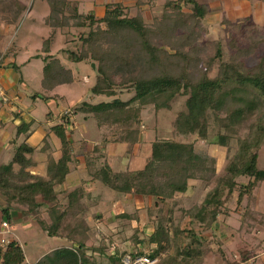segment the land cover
I'll list each match as a JSON object with an SVG mask.
<instances>
[{
  "label": "trees",
  "instance_id": "obj_1",
  "mask_svg": "<svg viewBox=\"0 0 264 264\" xmlns=\"http://www.w3.org/2000/svg\"><path fill=\"white\" fill-rule=\"evenodd\" d=\"M46 2L50 7L47 20L52 19L60 27L67 28L71 21L72 26L88 28L87 31L79 32L82 45L87 47L68 48L66 58L72 62H81L91 56L96 61L97 78L90 87L92 94L113 96L116 95L117 88L124 86L133 91V96L127 101L118 98L97 103L82 101L78 108L92 113L98 124L109 122L120 127L121 142L138 141L142 105L152 104L156 110L168 108L170 101L178 95L186 97L185 110L179 112L174 120L178 133L195 134L204 139L209 133L212 112L218 129L217 143L229 150L228 141L236 139L237 147L225 164L224 175L215 181L200 203L184 211L190 225L197 223L202 229L213 227L218 215L226 211V197L235 188L238 189L237 199L240 202L244 197H254V189L264 181V169L258 167L259 149L264 144V54L256 64L247 66L239 58L223 59L221 48L217 46L210 59L217 60L218 64L215 72L210 74L206 69L199 70L194 63L196 57L184 50V47L189 46L187 36L179 40V35H174L173 41L166 43L173 50L170 52L158 40L151 38L152 30L140 17L123 15L119 4H106L103 15L96 18L91 13H81L71 0ZM183 4L191 5L188 13L182 12ZM164 5L161 19L154 24V29L162 34L181 30L186 16L200 17L205 9L197 0H167ZM25 9L22 1L0 0V16L12 18L16 23ZM105 39L111 42L117 40L118 49L109 53L108 50L103 52L91 47L97 41ZM133 43L137 44L136 48ZM230 44L232 46L234 43ZM88 45L92 53L88 52ZM131 47L134 48L130 49ZM42 52L45 54L41 80L44 91L42 94L33 93L32 96H40L46 101L52 97L48 92L57 85L71 82L72 76L58 57L49 55L47 44ZM119 69L132 71L117 79L114 76ZM61 117L62 122H56L50 127L59 141V156L54 158L47 154L43 175L26 170L32 164L29 155L33 147L25 141L16 146L11 161L0 165L3 213L8 216L9 209L17 206L23 216L33 219L38 228L48 236L64 238L71 244L53 249L33 264L88 263L85 243L76 238L78 227L86 226V219L82 214L85 205L81 202L84 196L83 186L77 185L66 192L57 189L70 170L69 164L79 159L67 134L72 120L67 113ZM27 129L28 123L18 125L17 136ZM243 131L244 135H241ZM99 147V144H95L91 150H83L82 156L86 159L89 171L94 157L104 155ZM93 153L96 155H92ZM14 164L18 166L16 170ZM239 176L247 177L246 182L238 181ZM214 177L213 157L198 153L193 142L173 139L152 141L150 154L139 169L114 171L103 157L102 163L90 171L91 180H97L118 193L141 198L151 197L162 203L173 200L176 193L186 192L189 179L211 182ZM120 215L127 216L123 212ZM172 215L173 206L168 205L166 214L157 218L148 237L149 242L155 245L150 255L158 256L155 264H190L192 254H202L205 251L206 239L201 238L193 227L176 229L171 237L164 223ZM257 215L256 221L263 225L264 222L261 223L260 219L264 218V214ZM177 233L180 236L176 243ZM170 247L174 248L172 252L168 251ZM248 257V251L240 250L241 262ZM0 264H28L24 260L21 246L14 239L8 240L5 245L0 244ZM104 264L122 263L120 257L113 253ZM227 264H234V261L227 260Z\"/></svg>",
  "mask_w": 264,
  "mask_h": 264
},
{
  "label": "rangeland",
  "instance_id": "obj_2",
  "mask_svg": "<svg viewBox=\"0 0 264 264\" xmlns=\"http://www.w3.org/2000/svg\"><path fill=\"white\" fill-rule=\"evenodd\" d=\"M19 1L25 4L26 9L17 23L12 18L0 16V67H13L16 72L15 86L20 97L18 104L25 113L31 112L30 116L43 124L49 122L45 116H48L46 113L50 110L55 113L56 122L63 121L62 114H69L72 124L68 126L67 134L73 150L82 155L84 149L91 150L93 145L99 144L104 159L110 163L114 171L143 167L146 157L150 154L151 143L156 139L193 142L198 153L215 159V177L211 182L189 179V188L186 192L176 193L173 200L163 203L151 197L136 196L137 201L133 198L127 199L125 194L118 193L99 181L89 183L88 192L83 197L86 207L82 214L86 219V226H79L76 232V238L85 243L87 264L105 263L108 261L107 255L113 253L119 257L126 252L151 253L155 245L149 242V234L153 231L157 218L166 214L168 205L173 206V215L170 220L165 221L164 227L170 236L174 235L176 229L193 227L201 238L206 239L205 251L202 254H192L190 264H224L227 260L234 261V264H243L240 260L242 249H251V254L253 252L251 256L255 255L244 264H264V223L263 225L258 223L255 218L257 214L264 212V181L254 189L253 198L244 197L241 202L237 199L238 189L231 191L226 197V211L218 215L211 228L202 229L197 223L190 225L184 213L187 208L200 203L215 181L224 175L225 164L237 147L235 138L228 141L229 150L217 143L218 129L213 120V113L211 112L212 120L208 126L209 133L202 139L195 134H180L174 127L176 116L185 110V95L175 96L168 108L156 110L152 104H144L140 110L138 141L121 142L120 127L109 122L98 124L92 113L78 109L82 101L97 103L111 101L114 98L127 101L133 96V91L125 86L117 88L116 95L113 96L92 94L90 87L97 78L96 61L94 62L91 56H87L81 62H72L66 58L68 48L77 46L81 49L86 46L82 45V36H79V32L87 31L88 28L72 26L71 21L67 28L60 27L54 24L52 19L47 20L50 7L46 0ZM165 1L167 0H95V2L71 0L77 5L78 10L82 11L81 13L90 14L94 6L96 12L93 15L96 18L101 17L100 12L104 13L106 4H119L123 15L140 17L152 30L151 38L154 41L158 40L170 52L173 50L166 43L173 41L174 35H179V40L187 36L189 46L184 47V50L196 57L194 63L198 65L199 70L206 69L210 74L217 68L218 61L210 59L217 46L221 48L223 59L239 58L247 66L256 64L259 57L264 54V0H197L204 5L203 15L195 18L186 16L185 25L181 26V30L176 29L162 34L154 29V24L162 17ZM182 9V12L188 13L191 5L183 4ZM99 26L103 27V24ZM96 43L91 47L98 51L108 50L110 53L118 49L117 40L111 42L105 39ZM230 43L234 44L231 46ZM45 44L48 46L49 55L58 57L64 67L71 72L72 80L55 86L48 92V95L52 96L48 100L45 101L40 96L34 100L33 93L42 94L44 91L41 80L45 56L42 51ZM89 45L88 52L92 53ZM133 45L137 47L136 43ZM132 70H116L114 77L127 76ZM46 134L47 139L45 137L43 141L40 136H35V139L30 141L31 146L35 147L33 157L42 163L46 152L56 155L58 151L52 131L46 129ZM241 135H244V131ZM56 141L58 142V139ZM92 155L95 156L96 153ZM103 157H94L90 171L102 163ZM9 161L5 159L3 162ZM80 165L79 176L90 177L86 159ZM258 167L264 169V144L259 149ZM17 168V165L14 166V170ZM74 179L77 182V178ZM237 180L246 182L247 177L239 176ZM65 183L68 189L74 186L68 181ZM122 212L127 216H121ZM256 217L260 218L258 215ZM260 220L261 223L264 222L263 217ZM176 236L177 243L180 235L177 233ZM24 238L26 244L23 242L21 244L29 262L35 260L45 246L57 247L70 243L60 237L49 238L43 231L36 232L34 241H30L32 239L27 235ZM29 250L32 251L34 258L29 257ZM173 250L174 248L170 247L168 251ZM156 257L158 260V256Z\"/></svg>",
  "mask_w": 264,
  "mask_h": 264
},
{
  "label": "crops",
  "instance_id": "obj_3",
  "mask_svg": "<svg viewBox=\"0 0 264 264\" xmlns=\"http://www.w3.org/2000/svg\"><path fill=\"white\" fill-rule=\"evenodd\" d=\"M88 1L95 2V0H88ZM94 8L95 7L92 6L90 13L94 14V12H96L95 11L96 9L94 10ZM80 12H82V11L80 10ZM100 13H101V15H99V16H102L103 12H100ZM0 79H1V82L4 86V88H6V90L8 91L7 93L10 96H13V95L18 96V100L16 102H11L9 104H4L0 101V165H2V164H6L5 162H3V161H5V159H6V161L8 159L11 161L14 150L19 143L25 141L31 146L32 144L30 141L35 136H40V139L43 141L44 138L47 136L46 129L49 130L50 127L54 123H56V121L54 120L55 113L52 112L51 110L48 112H51L52 114L48 115L47 114L48 112H47L46 115H48V116H45L48 118L49 122L48 123L44 122V124H43L41 121H36L32 116H30L31 112H29L27 114V113H25V110H23L19 106L18 102L20 100V97H19L18 93L16 92L17 87L15 86V84L17 83L16 82L17 74L14 71L13 67H5V66L0 67ZM24 88H26L25 85H24ZM34 100H35V97H34ZM31 110H32V108H31ZM31 110H29V111H31ZM21 123H28V129L26 132H23L19 136H17V134H16L17 133V127ZM26 135L28 136L27 138L25 137ZM53 136H55L54 133H53ZM50 138L53 139L52 137H50ZM45 139H47V137ZM56 139H58V138L55 136V140L53 139V141L55 144H57L56 145L57 149H58L57 154L54 155L51 152H46V154L44 155L43 163L40 162V160H37L36 158L33 157V152L35 151V147L32 146L33 151L29 155L30 159L32 161V164H30L26 168V170H28L30 173L39 174V175H43L45 173V163H46L47 154H51L54 158H57L59 156V141L57 142ZM42 145H43V143H42ZM40 148H42V146ZM77 156L79 157V159L77 160V162H72L69 164L70 170L66 174L64 182L62 184L58 185L57 189L60 191H65V192L71 190L72 188L68 189L65 186L66 181H68V183L70 185H74L73 188L75 186L81 184L82 186L84 185L83 186V189H84V196L83 197H85L87 192H88L87 189L90 187V186H88V184L94 182L95 180H91L90 177H87V178L82 177L81 178L79 176L78 172H80V170H81L80 164L82 163L84 158L82 155H77ZM7 157H9V158H7ZM14 166H16V165L14 164ZM77 170H79V171H77ZM75 177L77 178V182H75V179H74ZM75 183H77V184H75ZM125 196L127 197V199L133 198L135 201H137V198H138L136 196H131V195H125ZM81 202L84 203L83 198H81ZM3 205H4V199L0 196V239L1 238H5L7 240L14 239L15 241H17L23 250L24 260L26 263L33 264L37 260H39L43 255L52 251L53 249L60 248V247H67V246L71 245L70 243H67L65 245L61 244L60 246H57V247L45 246L44 250H42V252H40L41 254H39L38 257L35 258V260H32V262H29L26 259V254H25V251L23 249L21 242L26 244V239L24 238L25 235L29 236L32 239L30 241H34L36 232L41 231V230L38 228V226L36 225V222L33 219H31L30 217L23 216L20 208L17 206L9 209L8 216H6L2 211ZM84 205H85V203H84ZM85 207H86V205H85ZM3 221H6L8 223V227L2 226ZM49 238H52V236H49ZM242 250L249 252V257L246 261L243 262V264L248 262L249 259H252L253 257H255V255L251 256L253 254V252L251 254V251H252L251 249H242ZM108 256H109V254L107 255V258H108ZM29 257L34 258L31 250H29ZM257 257H260V255H257ZM100 264H104V263L101 262ZM224 264H227V261H225Z\"/></svg>",
  "mask_w": 264,
  "mask_h": 264
},
{
  "label": "built area",
  "instance_id": "obj_4",
  "mask_svg": "<svg viewBox=\"0 0 264 264\" xmlns=\"http://www.w3.org/2000/svg\"><path fill=\"white\" fill-rule=\"evenodd\" d=\"M6 92L7 91L0 82V101L4 104H9L18 100L17 95L10 96ZM2 226L8 227V223L6 221H3ZM7 242L8 240L5 238L0 239L1 245H5ZM120 261L122 264H155L157 262V257L151 256L150 253L145 252H126L120 256Z\"/></svg>",
  "mask_w": 264,
  "mask_h": 264
}]
</instances>
